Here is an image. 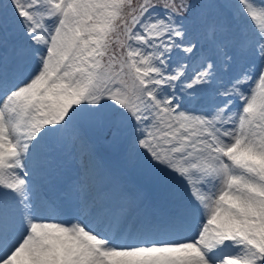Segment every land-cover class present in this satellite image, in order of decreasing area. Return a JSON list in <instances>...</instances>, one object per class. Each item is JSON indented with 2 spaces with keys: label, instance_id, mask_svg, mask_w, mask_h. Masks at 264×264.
Listing matches in <instances>:
<instances>
[{
  "label": "snow or ice",
  "instance_id": "6c2138e0",
  "mask_svg": "<svg viewBox=\"0 0 264 264\" xmlns=\"http://www.w3.org/2000/svg\"><path fill=\"white\" fill-rule=\"evenodd\" d=\"M0 264H264V0H0Z\"/></svg>",
  "mask_w": 264,
  "mask_h": 264
}]
</instances>
